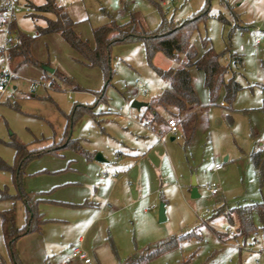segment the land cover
<instances>
[{
    "label": "rangeland",
    "instance_id": "obj_1",
    "mask_svg": "<svg viewBox=\"0 0 264 264\" xmlns=\"http://www.w3.org/2000/svg\"><path fill=\"white\" fill-rule=\"evenodd\" d=\"M25 1L19 0L22 12L16 16V25L22 33L33 36L37 27L44 26V18L53 19L54 16L37 13L33 7H28V3L40 6L43 0ZM55 3L76 23L75 32L90 45L93 44L92 31L111 22L121 25L135 20L144 30L153 31L162 18L181 22L205 10L208 17L192 33L191 43L200 53L201 39L208 38L215 53L221 55V64L228 67L225 80L234 77L240 90L232 99L229 111L220 106L223 92L211 104L203 86L202 72L190 69L198 105L203 111L209 110L204 115L208 121L205 126L201 121L203 127L200 125L196 129L188 145L183 140L170 141L169 136L163 138L167 144L166 150L174 154L176 173L172 184L165 186V191L170 190L168 197L171 198L164 206L165 221H158L160 202L153 208L145 198V213L127 205L121 213L94 223L88 231H84L85 224L73 222L67 217L70 221L49 222L46 224L48 226H44L47 229L46 240L51 243L47 254L49 264H61L76 246L89 254L93 264H124L129 256L160 240L183 236L195 229L200 232V239L181 242L177 249L145 264H264V254L249 255L245 251L220 246L216 242L217 237L222 235L219 223L223 228L229 225L221 218L207 222L208 214L204 213L205 210L211 211L222 200L240 204L264 201V183L259 184L249 159L252 149H264V0H55ZM5 30L0 29V48L4 45ZM31 54L38 65L22 67L19 76L37 80L43 74L44 64L56 70L55 74L49 76L59 89L51 91L37 86L29 93L34 95L33 99H22L20 92H15V100L22 101V112L0 103L1 159L8 164L12 162L13 151L6 144L11 135L29 145L42 136H52L45 119L55 126L56 131L59 122L64 123V116L70 113L74 105L92 103L97 92H101L105 102L97 105L96 119L86 115L79 119L71 130L72 138H79L84 149H100L106 156L107 149H120L121 142L127 147L139 148L137 146L141 144L137 137L128 133L133 132L132 127H127L130 131L126 133L122 126H116L113 130L110 128L114 125L112 121L122 123L114 118L115 111L129 113L136 119L138 112L130 108V103H146L167 88L166 82L146 61L141 43L111 47L109 62L112 76L109 81H104L99 69L86 67L81 57L58 34L36 37ZM152 64L160 69L180 67L179 63L162 54L155 55ZM4 68V63L0 61V72ZM61 75L68 78L73 86L67 87ZM50 78L43 76L42 79L48 81ZM21 80L15 79L4 97L11 96V91H15L12 87L16 81L24 89L27 83ZM136 80L143 83L146 93L134 94ZM31 102H37L40 107L36 108ZM226 114L231 116L230 125L225 121ZM60 144L57 141L52 146ZM225 156L228 157L226 163L223 162ZM217 162L222 163L223 169L212 174L211 168ZM192 175L199 195L194 199L190 198L188 192ZM210 181L217 182L222 189L217 197L210 196L205 190ZM5 205H9V202L0 200V211L5 209ZM79 236L84 238L80 245L77 243ZM229 257L231 262L228 261ZM0 258H7L1 232Z\"/></svg>",
    "mask_w": 264,
    "mask_h": 264
},
{
    "label": "trees",
    "instance_id": "obj_2",
    "mask_svg": "<svg viewBox=\"0 0 264 264\" xmlns=\"http://www.w3.org/2000/svg\"><path fill=\"white\" fill-rule=\"evenodd\" d=\"M30 2V0H26ZM35 12L41 14H52L53 19H45L42 27L35 29L36 35H27L19 31L16 24L12 22L8 27L9 36L5 50L6 60L10 69L15 73L20 68L26 66H37L38 63L31 54V46L37 36L58 34L63 41L77 53L86 67L97 68L102 74L104 81H109L112 76V69L109 62L111 47L117 44L141 43L144 48L145 58L148 64L155 70L157 75L166 82L167 88L158 96L150 99L146 108L140 115V119L149 125L164 126L168 119L177 118L187 110L189 105L197 103V96L193 87L190 69L194 68L202 72L203 86L206 89L209 101L214 103L221 92L223 101L230 106L232 99L240 85L234 77L227 81L225 75L228 67H224L220 62V56L213 50L208 38L204 37L200 41V50L191 43V35L197 30L199 24L208 17L207 12L202 10L195 15L181 22L172 19L162 18L158 27L153 31H146L140 23L130 20L124 24L117 25L115 22L98 27L92 31V45L83 40L75 32V22L69 15L55 3V0H43L40 6H34ZM31 16H34L31 14ZM34 18V17H33ZM162 54L165 58L177 62L180 67L160 69L153 66L152 61L155 54ZM4 53L0 48V61L3 62ZM239 60V59H238ZM44 77H49L43 72ZM65 79V78H64ZM4 80L3 71L0 72V82ZM43 80V79H42ZM45 81V80H44ZM66 82L67 79H65ZM104 101L101 92L95 93V100L90 105H74L70 113L65 115L66 126L61 144L52 145L38 150H28L27 146L20 143L13 136L6 143L14 151V160L11 165L0 159V171L11 176L16 188L14 195H9L7 189L0 190L1 200H11L13 206L8 210L0 211V229L2 240L5 245L9 264H21L16 252V242L22 236L37 233L40 231L44 220L38 213L40 201L35 195L28 194L22 187V176L26 165L32 160L45 154L56 155L58 150H70L81 153L83 150L78 139L71 137V130L74 124L83 116H90L96 119L95 113L97 105ZM10 109L19 111L20 109L14 100L4 97L0 100ZM264 113V110H263ZM150 119L147 121L146 117ZM196 126V119L191 117L180 125L181 141L188 145L193 137ZM250 161L255 170L259 184L264 183V149L253 150ZM22 202L25 208V224L17 228L15 224V203ZM224 219L237 237H242L243 244H252L250 237L260 227L262 238V248H264V201L261 203L239 204L238 202H222L214 206L207 216V222H214L216 219ZM196 230V229H195ZM191 231L188 234L176 237H169L160 240L148 248L129 256L124 264H145L153 261L159 256L177 249L181 242L199 238L200 232ZM220 235L219 237H222ZM0 264H7L0 259Z\"/></svg>",
    "mask_w": 264,
    "mask_h": 264
},
{
    "label": "crops",
    "instance_id": "obj_3",
    "mask_svg": "<svg viewBox=\"0 0 264 264\" xmlns=\"http://www.w3.org/2000/svg\"><path fill=\"white\" fill-rule=\"evenodd\" d=\"M28 7L31 8V6ZM14 23L16 24V19ZM36 34L37 33L35 31L34 35ZM11 36L13 35L10 34L8 38H10ZM43 67L48 66L43 64ZM19 70L15 72L16 77L11 80L5 92L0 95V98L1 100L3 99L2 97H4L15 79L21 78V81L27 83L24 84V89L26 87L25 90L27 91L25 92L21 83H18L16 81L12 87V90L15 91H11V96H9L10 98H12L10 100H14L20 109V103L22 101H20V99H18L17 101L15 100V92L19 91L22 99H33L34 95H29V93L33 92L31 90V84L33 82H44V80H42L44 75H40V78L37 80H30L19 76V73L22 71ZM42 71L45 72L43 69ZM52 71V73H46L48 75L56 73V70ZM61 78L63 79L67 87H69L70 85L73 86L72 82L68 78L63 77V75H61ZM64 78L67 79L69 83L66 82ZM48 81L54 83L51 78ZM55 89L58 90L59 87L57 86V88H51L50 90L54 91ZM134 94H137V92L135 91ZM47 97L50 98L49 96ZM148 102H146V104ZM92 103H79L76 105H90ZM31 104L37 106L36 108L40 107L37 102H31ZM146 106L141 107L140 110L137 111L138 115L136 119H134L131 114L126 113L130 116L129 120L120 121L122 123L112 121L114 125H111L110 128V130H113L116 126H122V129H125L126 133L130 131L126 128L129 126L132 127L133 132L130 131L128 133L134 134L135 137H137V141H139L141 144L137 146L139 148H130L121 142L120 149H107L108 156H106L100 149H84L81 146V140L79 138H73L78 139L79 145L83 150L81 153L61 149L57 151L56 155L45 154L32 160L26 165L24 169V175L21 179L22 187L26 193L35 195L36 199L40 201L38 205V213L42 216L44 223L42 224L39 232L22 236L17 240L16 252L21 264H49V261L47 260V254L49 253L48 246H51V243H49V240H46L47 234L45 235V232L47 229H44V226H48L46 224H48L49 222L63 221L68 218L73 222L83 225L85 224L86 226L84 231H88L94 223L108 220L112 216L118 215L119 213H121V210L124 208V206L127 205L137 207L138 209H141V213H145V198H148V205L153 208L157 207L155 205H157L158 202L163 203L164 206L167 205L171 198L168 197V195L170 194V190L165 191V186L172 184L174 176L176 174L174 162L175 157L171 150H169L170 152L168 151V149L166 150L167 144L163 140L165 136L163 135L161 139H158L156 136V133H163L165 131L166 124L164 126L149 125L146 124V121L140 119V115L143 112V109L146 108ZM220 106L223 109H228V111L230 110V106H228V104L224 101H221ZM203 110L204 109H202V107L198 105L197 98V103L189 105L185 112L181 113L179 117L175 118L180 121L179 128L180 125L187 119L191 117H194L196 119V126L192 140L195 136V132L197 131L196 129L201 125V121H203V126L207 124L208 118H205L204 115H206L209 110ZM70 111L71 110H69V112ZM20 112H22L21 109ZM114 118L116 119L115 116ZM224 118L226 123L230 125L232 122L231 116L229 114H226ZM146 119L148 121L150 117L147 116ZM205 119L206 122H204ZM104 121L107 122L106 118L104 119ZM45 122H47V124L51 128L52 136H42L40 139H35V143H33L32 145L20 142L13 135H11V137L13 136L20 143L26 145L28 150L47 148L51 146L53 142L61 141L65 131L66 117L64 119V123L62 121L59 122V127L56 128V131L54 130L55 126H53L50 121L45 119ZM119 138L122 139V135H120ZM171 139L172 138L170 137V141H175ZM11 150L13 151V149ZM97 152H100L102 154L101 156L103 157V162H97L94 160ZM13 160L14 151L11 164L13 163ZM223 162H228L227 156L224 157ZM5 163L8 164L7 162ZM215 164L222 165V163L220 162H217ZM212 169L213 167L211 168V173L217 174L223 169V165L219 171L213 172ZM0 173L4 174H0V190L6 188L9 195H14L16 193V188L13 184L11 176L6 172L0 171ZM215 183L220 187L217 182ZM10 189L13 193L10 192ZM188 192L190 195V185L188 187ZM221 192L222 189L220 187L219 193L213 197H217ZM7 201L9 202V205H5L4 210H8L13 206L11 200ZM222 202H224V200H222L220 203H217L215 206H218ZM46 215L48 218L46 217ZM54 215L57 216L55 218H52ZM217 220L218 219H216L215 221ZM15 224L17 228H21L25 224V208L23 203L20 201L15 203ZM219 228L222 229L221 233L223 232V230L227 229L223 228L221 223H219ZM83 241V236H79L77 239V243L80 245ZM216 242L221 246V244L217 240ZM76 247H79L81 249L80 246ZM70 252L66 255V257H64L63 261L68 258ZM2 260L5 263L9 264L8 257ZM78 263L81 264V262L78 260H73L70 262V264Z\"/></svg>",
    "mask_w": 264,
    "mask_h": 264
},
{
    "label": "built area",
    "instance_id": "obj_4",
    "mask_svg": "<svg viewBox=\"0 0 264 264\" xmlns=\"http://www.w3.org/2000/svg\"><path fill=\"white\" fill-rule=\"evenodd\" d=\"M22 12V8L19 5V0H0V29L5 28L6 30L3 31L4 34V45L1 48V50L4 53V80L0 82V95H2L7 86L10 84L11 80L16 77L15 73L9 68L8 62L6 60L5 56V50L7 47L8 42V27L12 22L15 21L16 16L19 15ZM255 31H258L257 28H255ZM259 43V40H256V44ZM41 86L44 89H51V88H57V86L50 81H44V82H33L31 84V90L34 91L35 87ZM134 88L137 93H145L143 90L144 85L141 81L136 80L134 83ZM189 113V112H188ZM114 116L117 120H129L130 116L128 114H122L121 110L115 111ZM179 122L175 118L168 119L166 122V129L163 133H156V136L158 139H161L162 136H170L173 140L179 141L181 139L180 132H179ZM221 164H215L213 166V172L219 171L221 169ZM205 190L210 196H216L219 191L220 187L215 182H209L205 186ZM205 214H209L208 210H205ZM202 221V219H200ZM222 237H217V241L221 244V246L232 249L234 251H245L247 254H264V248H262V238L260 235V227L257 226L256 230L252 233L250 237V241L252 244H243L242 243V237H237L235 232L229 228L223 230ZM78 260L82 264H93L92 260L88 256L87 252L80 249L79 247H75L71 250L68 258L64 260L61 264H70L71 261ZM229 261H231V257L228 258ZM259 263V262H257Z\"/></svg>",
    "mask_w": 264,
    "mask_h": 264
},
{
    "label": "water",
    "instance_id": "obj_5",
    "mask_svg": "<svg viewBox=\"0 0 264 264\" xmlns=\"http://www.w3.org/2000/svg\"><path fill=\"white\" fill-rule=\"evenodd\" d=\"M43 70L47 73H52V69L48 68V67H43ZM147 104L146 103H142V102H138V101H133L130 105V107L132 109H135L136 111L140 110L141 107H145ZM172 140V139H171ZM94 160L97 162H103V157L101 156V154L97 153L94 157ZM198 197V193H197V184L195 182V178L192 175L191 177V182H190V198L194 199ZM158 221L159 222H163L165 221V210H164V205L163 203H160L158 206Z\"/></svg>",
    "mask_w": 264,
    "mask_h": 264
}]
</instances>
